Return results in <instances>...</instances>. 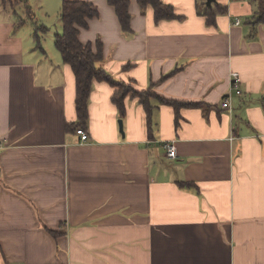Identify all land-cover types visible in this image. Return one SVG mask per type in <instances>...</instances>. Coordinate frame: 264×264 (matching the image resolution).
I'll use <instances>...</instances> for the list:
<instances>
[{
    "label": "crops",
    "instance_id": "0c3cea01",
    "mask_svg": "<svg viewBox=\"0 0 264 264\" xmlns=\"http://www.w3.org/2000/svg\"><path fill=\"white\" fill-rule=\"evenodd\" d=\"M33 1L45 12L54 1L61 18L66 0H0V264H264L258 4L216 0L226 12L210 24L198 0H161L177 16L161 21L130 0L124 31L108 0H83L98 15L80 41L100 42L98 67L149 98L128 94L122 115L116 86L94 81L81 144L76 77L55 44L62 23L39 22Z\"/></svg>",
    "mask_w": 264,
    "mask_h": 264
},
{
    "label": "trees",
    "instance_id": "16d2710c",
    "mask_svg": "<svg viewBox=\"0 0 264 264\" xmlns=\"http://www.w3.org/2000/svg\"><path fill=\"white\" fill-rule=\"evenodd\" d=\"M198 1H200L198 5L199 13L206 15L210 24L215 22L219 14L226 12L223 5L219 3L209 7L206 5V0ZM253 1L258 4L253 23L255 25L264 23V0ZM3 2L15 7L23 0H3ZM108 2L115 8L123 30L129 31L131 19L129 11L130 0H108ZM138 2L143 7L151 5L154 8L156 21L177 18L174 8L171 5L164 4L161 0H138ZM26 8L31 13L28 4H26ZM97 15L98 10L96 7L87 1L66 0L62 4L61 22L63 31L57 35L55 44L62 55L63 61L72 67L76 77V105L78 112V123L74 126L76 131L78 128H84L87 131L89 98L93 83L96 80L106 81L116 86L118 91L113 96V101L122 115L125 114V99L128 94H132V97H138L143 104L148 105V93L139 92L114 80L103 68L98 67V62L102 60V44L100 42L97 43V50L94 51L90 43L85 45L80 41V28L88 27V20ZM160 100L163 103L173 105L175 108L179 107V105L194 107L202 105V103L178 102L162 97H160ZM68 129H70L69 125Z\"/></svg>",
    "mask_w": 264,
    "mask_h": 264
},
{
    "label": "rangeland",
    "instance_id": "374dc122",
    "mask_svg": "<svg viewBox=\"0 0 264 264\" xmlns=\"http://www.w3.org/2000/svg\"><path fill=\"white\" fill-rule=\"evenodd\" d=\"M29 6H30L31 13L37 17V20H39V22H41V23L44 22V25H46V26L49 24V27L52 26L53 30L57 31L58 27L61 25L62 22H61V18H59V11L56 10V8L54 7L55 6L54 1H51L50 4H48L46 2V6H48V7L45 10L49 15L46 14V12L44 10H42L38 5H36L34 3V1H33V5L31 4ZM18 11H19L20 16L28 19L26 9H24V8L22 9L21 7H19ZM62 31H63V28H62ZM62 31H61V33H62ZM120 120H122V119H120Z\"/></svg>",
    "mask_w": 264,
    "mask_h": 264
},
{
    "label": "built area",
    "instance_id": "2783aa9c",
    "mask_svg": "<svg viewBox=\"0 0 264 264\" xmlns=\"http://www.w3.org/2000/svg\"><path fill=\"white\" fill-rule=\"evenodd\" d=\"M234 24L235 25H241L242 24V19L235 18ZM238 82L239 81L234 82L233 83V87L236 88V89H238V91L240 92ZM221 106L223 108H225V109L226 108L228 109V108L231 107V99H230L229 96H226L223 99ZM77 134L80 137V143L81 144H85V143H88L89 142L90 135L88 134V132L84 128H78L77 129ZM165 149H166V156L169 159L174 160V159H176L178 157L177 146H176V143L174 141L173 142H166L165 143Z\"/></svg>",
    "mask_w": 264,
    "mask_h": 264
},
{
    "label": "water",
    "instance_id": "95a60500",
    "mask_svg": "<svg viewBox=\"0 0 264 264\" xmlns=\"http://www.w3.org/2000/svg\"><path fill=\"white\" fill-rule=\"evenodd\" d=\"M214 2H216V0H207L206 1V5L209 6V7H211ZM121 130L123 131L122 124H121Z\"/></svg>",
    "mask_w": 264,
    "mask_h": 264
}]
</instances>
